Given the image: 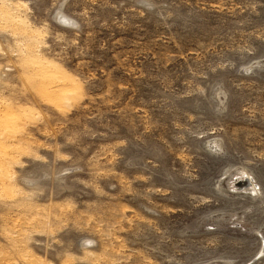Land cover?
<instances>
[{
	"label": "rangeland",
	"instance_id": "obj_1",
	"mask_svg": "<svg viewBox=\"0 0 264 264\" xmlns=\"http://www.w3.org/2000/svg\"><path fill=\"white\" fill-rule=\"evenodd\" d=\"M0 264H264V0H0Z\"/></svg>",
	"mask_w": 264,
	"mask_h": 264
},
{
	"label": "bare ground",
	"instance_id": "obj_2",
	"mask_svg": "<svg viewBox=\"0 0 264 264\" xmlns=\"http://www.w3.org/2000/svg\"><path fill=\"white\" fill-rule=\"evenodd\" d=\"M54 72L56 71V70H53ZM53 75H55L56 76V82H58V83H56V84H53L51 87L52 88H50V90L51 91H53L54 93H61V92H63V90H64V85H66L67 83L63 80V78L57 73V72H55V73H53ZM72 83V82H71ZM67 87V86H66ZM32 263V262H31Z\"/></svg>",
	"mask_w": 264,
	"mask_h": 264
}]
</instances>
